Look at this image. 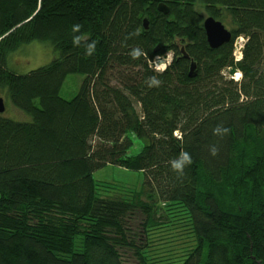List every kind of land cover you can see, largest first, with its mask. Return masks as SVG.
Listing matches in <instances>:
<instances>
[{"label": "trees", "instance_id": "1", "mask_svg": "<svg viewBox=\"0 0 264 264\" xmlns=\"http://www.w3.org/2000/svg\"><path fill=\"white\" fill-rule=\"evenodd\" d=\"M201 10L229 21L228 42L208 46ZM75 23L97 41L90 57L72 44ZM34 40L51 45L52 60L8 69V55ZM136 47L146 56L133 60ZM168 51L172 64L153 71ZM68 73L83 79L64 99ZM153 75L158 88L145 83ZM0 88L28 117L0 115V264H127L128 249L135 264H159L149 234L182 214L194 241L171 264H264V0H0ZM217 124L229 129L223 137ZM132 135L144 140L137 153ZM182 149L193 163L178 178L169 160ZM107 164L143 172L140 191L96 181ZM137 212L143 245L131 230Z\"/></svg>", "mask_w": 264, "mask_h": 264}, {"label": "rangeland", "instance_id": "2", "mask_svg": "<svg viewBox=\"0 0 264 264\" xmlns=\"http://www.w3.org/2000/svg\"><path fill=\"white\" fill-rule=\"evenodd\" d=\"M198 8L202 9L201 6H198ZM201 14H203V18L209 16L206 15L203 10H201ZM223 24L229 29L230 23L228 20L223 21ZM168 52H166V54ZM54 56L55 53L49 43L34 40L11 52L7 58V67L17 73H26L49 63ZM223 74L225 78L228 77L227 69L223 70ZM82 79V74L68 73L63 80L59 95L64 99L72 98L78 91ZM0 96H2L5 101V110L0 113L1 116L17 121L28 119L22 111L11 105L6 92L1 88ZM135 107L139 111V104H135ZM132 136L134 144L130 148V152L137 153L143 145L144 140L136 138L134 135ZM92 177L99 183L110 186L111 193L115 192L120 194H126L127 191H140L145 179L141 171L128 170L113 164H107L95 169L92 172ZM179 216L184 219L187 218L186 214L174 216L176 219L173 220L174 226L157 229L149 234L150 237L147 240L149 246L146 248L148 249V255L151 257V260L157 261L159 264H171L172 260L177 259L179 255L183 253V250L193 243L194 237L191 229H185L184 226L181 225ZM143 220V213L137 212L135 214V221L131 223L132 233L136 237L139 245H143L146 241L141 229V222ZM164 221H166V219L162 222ZM122 255V258L127 264H135L136 255L133 253V250L128 249V251L123 252Z\"/></svg>", "mask_w": 264, "mask_h": 264}, {"label": "clouds", "instance_id": "3", "mask_svg": "<svg viewBox=\"0 0 264 264\" xmlns=\"http://www.w3.org/2000/svg\"><path fill=\"white\" fill-rule=\"evenodd\" d=\"M82 25L80 23H75L71 27L72 33H80L78 35L72 36V44L73 46L80 47L83 46L85 49V55L86 56H92L96 51V40L90 39V37L87 34L81 33ZM133 35H140V30L137 29L132 33H129V36L127 38H130ZM126 38V39H127ZM83 42V44H82ZM129 56L133 60L139 59L141 56H146V53L143 51V49L136 47L132 48L129 52ZM174 59V53L172 51H169L164 58H161L159 55L155 57L152 61V63L149 65L151 68H153V71L163 74L168 67L172 64ZM242 78V73H237L235 79L240 80ZM145 83L149 88L152 87H160L162 85V81L158 79L155 75L150 76L146 79ZM213 135L214 136H221L223 137L226 135L229 131L228 128L224 127L221 124H217L213 128ZM174 135L177 136V138L182 139V136L179 135V133H174ZM209 152L212 156H216L219 152L218 147L215 144H212L209 146ZM193 163L192 156L189 152L185 150H181V152L178 154L177 157L172 158L169 160V164L171 169L177 173L178 178L183 177L185 175L184 169L185 167L191 165Z\"/></svg>", "mask_w": 264, "mask_h": 264}, {"label": "water", "instance_id": "4", "mask_svg": "<svg viewBox=\"0 0 264 264\" xmlns=\"http://www.w3.org/2000/svg\"><path fill=\"white\" fill-rule=\"evenodd\" d=\"M157 8L163 13L168 12L167 7L162 2L158 4ZM143 25L144 28L147 27V21L145 18L143 19ZM202 29L204 31L207 44L210 48H217L223 43H226L230 40V36H231L230 30H228L221 21L215 19L210 15L203 18ZM180 52L183 56H188L185 53L183 47H180ZM195 73H196V63L193 59H191L187 74L188 76H194ZM4 110H5V102L3 97L0 96V113H2Z\"/></svg>", "mask_w": 264, "mask_h": 264}, {"label": "built area", "instance_id": "5", "mask_svg": "<svg viewBox=\"0 0 264 264\" xmlns=\"http://www.w3.org/2000/svg\"><path fill=\"white\" fill-rule=\"evenodd\" d=\"M245 40H246V38L243 37L242 35L237 36L234 39V42H233V52H232L234 61L240 60V58L242 56V48H243V45H244ZM151 63L152 62H150V64ZM235 77H236V75L233 76L232 79L236 81Z\"/></svg>", "mask_w": 264, "mask_h": 264}, {"label": "bare ground", "instance_id": "6", "mask_svg": "<svg viewBox=\"0 0 264 264\" xmlns=\"http://www.w3.org/2000/svg\"><path fill=\"white\" fill-rule=\"evenodd\" d=\"M240 59H241V58H240ZM238 72L240 73V71H239L238 69H236L234 72H232V73H230V74L228 73V77H229V78H232V77L235 76Z\"/></svg>", "mask_w": 264, "mask_h": 264}]
</instances>
